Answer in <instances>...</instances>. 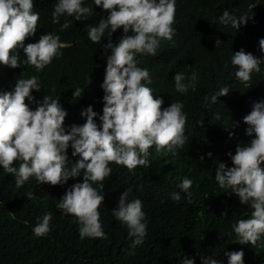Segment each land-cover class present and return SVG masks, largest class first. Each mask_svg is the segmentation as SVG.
I'll list each match as a JSON object with an SVG mask.
<instances>
[{
  "label": "trees",
  "instance_id": "16d2710c",
  "mask_svg": "<svg viewBox=\"0 0 264 264\" xmlns=\"http://www.w3.org/2000/svg\"><path fill=\"white\" fill-rule=\"evenodd\" d=\"M56 2L33 0V11L39 13L40 20L36 35L26 38L24 43L25 46L36 43L41 35L55 33L66 45L61 49L63 55L37 72L33 66L22 63L26 57L22 49L18 50L21 67L0 65V94L12 91L17 79L37 76L41 91L33 90L32 95L38 102L46 95L59 97L68 113L66 129L86 122L81 112L88 106L98 113L99 125L104 106L101 84L106 57L111 55L104 45L108 43L110 30L105 32L101 44H94L88 39L87 29L98 25L109 13L92 2L83 4L92 6V16L76 21L65 14L59 24H53L51 13ZM250 4L256 5L252 10L254 18L246 26L241 24L239 31L219 23L225 10L237 17L250 15ZM65 19L71 21L70 27L60 31ZM172 27L175 29L173 41L162 40L155 56H137V59L141 61L138 66L150 72L152 83L147 86L155 97L163 98L162 107L177 101L183 103L187 116L185 146L173 156L157 153L153 145L149 149L150 167L138 166L129 171L115 163L109 165L112 173L104 181L101 193L104 202L99 208L107 239L81 240L74 217L65 216L56 208L69 187L83 183V174L63 186L38 184L31 177L23 187L17 188L14 176L0 166V264H181L184 256L194 259L195 264H203L201 257L204 256L217 259L218 264H228L225 252L232 251L244 252V264H264V236L253 247L237 243L232 231V225L240 219H250L253 210L250 205L241 204L238 196L228 193L230 190L220 189L215 180L217 164L222 162L233 167L227 154H235L238 144L247 146L254 138L246 135L248 126L243 123V117L251 111L253 102L264 100V64L260 65V73L253 72L246 87L236 80L231 57L243 48L264 59V53L259 51V41L264 39V0H176ZM133 34L131 30L128 33ZM123 35L122 28L117 30L112 34V42L118 44ZM217 39L222 42L218 48ZM193 70L198 75L195 88H189L184 94L177 92L174 76L180 72L191 76ZM225 86L229 94L212 104L211 97ZM77 88L84 93L74 98ZM205 96L209 97L207 106ZM26 103L32 110L37 107L32 101L26 100ZM217 115L220 119L215 118ZM229 132L234 133L231 139ZM72 151L70 147L67 155L74 163L79 157H73ZM208 153H212L211 158ZM14 166L18 167V163ZM185 177L193 181L189 189L191 201L177 187ZM127 188H132L130 200L139 198L143 202L148 221L145 242L135 249L134 256L128 255L131 251L128 229L111 214ZM173 192L180 193V202L171 199ZM29 193L33 196L31 200L26 196ZM46 211L53 216L51 231L37 238L32 229Z\"/></svg>",
  "mask_w": 264,
  "mask_h": 264
},
{
  "label": "clouds",
  "instance_id": "9594fccd",
  "mask_svg": "<svg viewBox=\"0 0 264 264\" xmlns=\"http://www.w3.org/2000/svg\"><path fill=\"white\" fill-rule=\"evenodd\" d=\"M92 2L95 7L109 13L100 19L98 25L87 29L88 39L94 44H101L105 32L110 30L108 43L104 45L111 55L106 57L107 66L101 84L104 92L103 114L99 115L101 123H96L98 113L88 106L81 112L86 122L66 129L64 124L68 113L61 106L60 98L46 95L42 102H38L32 95L33 90L41 91L37 76L17 79L12 91L0 94V166L14 176L17 188L23 187L31 177H35L38 184L63 186L83 174V183L69 187L56 203V208L63 215L74 217L81 240L107 239L99 208L104 202L101 194L104 181L112 173L111 163L124 166L129 171L138 166L150 167L149 149L153 145L157 153L175 156L187 142V116L183 103L177 101L162 107L163 98L155 97L147 86L152 83L150 72L139 67L141 61L137 59V56H155L162 40L173 41L176 0H57L51 13L52 23L59 24L60 17L65 14L76 21L92 16V6H83ZM255 7V4H250L251 14L239 17L225 10L219 17V23L231 25L239 31L241 24L246 26L248 20L254 18L252 10ZM33 8V0H0V65L13 69L21 67L18 50L22 49L26 57L22 63L40 72L53 59L63 55L61 49L66 45L55 33L41 35L38 42L25 46L26 38L36 35L40 20L39 13ZM70 23L65 19L60 31L69 28ZM121 28L124 35L115 44L111 40L112 34ZM130 30L133 35H128ZM221 43L217 39L216 47ZM259 51L264 53V39L259 41ZM231 64L236 69V80L247 87L253 72L260 73L264 59L242 48L233 54ZM173 80L175 90L184 94L189 88H195L198 75L195 70L191 76L180 72ZM229 92L227 86L221 88L211 97V103H217L219 97L227 96ZM82 93L84 90L77 88L73 97L79 98ZM26 100L36 103V109L32 110ZM204 103L208 105V96L204 97ZM215 118L220 119L219 115ZM243 123L248 126L246 135L254 138L247 146L238 144L235 154H227L233 167L229 168L222 162L217 164L215 180L220 189L230 190L228 193L238 196L241 204L250 205L253 210L251 218L234 223L232 231L236 234L237 243L255 247L264 236V168L261 167L264 165V100L252 103ZM233 127H238V124H233ZM233 135L229 132L230 139ZM70 147L72 156L79 157L74 163L67 155ZM208 156L211 158L212 153ZM203 159L202 156L201 161ZM16 163L18 167L14 166ZM192 184L193 181L185 177L177 185L187 193L189 201ZM131 193L132 188H127L120 195L118 207L111 214L128 229L131 240L128 255L134 256L135 249L145 242L148 221L143 202L139 198L130 200ZM26 196L33 199L31 193ZM171 199L180 202V193L173 192ZM52 218V213L47 211L37 218L32 229L35 237L50 233ZM225 255L228 264H244L243 251L225 252ZM201 259L203 264H218L213 257ZM181 264H195V260L184 256Z\"/></svg>",
  "mask_w": 264,
  "mask_h": 264
}]
</instances>
